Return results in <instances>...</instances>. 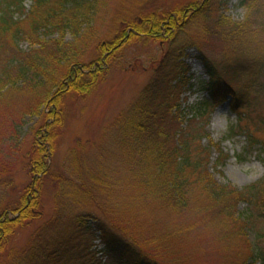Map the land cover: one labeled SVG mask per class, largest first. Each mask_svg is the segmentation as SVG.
<instances>
[{
    "label": "trees",
    "instance_id": "trees-1",
    "mask_svg": "<svg viewBox=\"0 0 264 264\" xmlns=\"http://www.w3.org/2000/svg\"><path fill=\"white\" fill-rule=\"evenodd\" d=\"M97 1L32 0L27 9L23 0H0V83L13 87L29 79L31 87H44L42 103L51 102L55 110L59 109L60 100L51 96L53 88L74 90L78 95L91 89L108 59V56L102 57L101 52L97 61L89 64L83 61L93 36L86 32L90 26L88 15ZM257 2L240 1L241 6L255 4L253 12L242 21H231L220 15L203 26L202 33L220 42L224 49L223 59L216 63L206 54L205 48L197 45L209 75L206 89L209 100L188 111L179 107L174 96L180 74L185 69L181 62H176L178 57H174L168 68L159 70L157 67L134 102L116 118L115 124L120 126L117 128L119 137L113 140L112 147L105 142L100 146L94 156L96 161L89 164L87 157L75 158L71 153L69 171L64 176L48 163L46 154L50 148L45 144L48 140H38L40 143H36L28 163L30 173L37 185L47 178L56 188V209L31 233L23 248L7 251L6 243L15 225L23 226L24 222L40 217L39 191L28 188L31 196L21 199L15 209L19 216L12 219L4 214V220H0V264H100L102 256L95 258L93 253L96 251L99 255H109L107 264H118L119 261L121 264H172L174 252L169 248L182 236L181 229L173 224L170 229L157 231L155 224L137 221L133 212L142 203L149 204L157 199L165 213L178 214L185 210L190 200V188L196 185L215 208L222 205L218 207L220 213L231 218L241 200L253 206L258 204L255 190L260 188V183L243 190L230 184H218L207 169L210 148L216 145L210 143L211 146L205 147L201 144L202 138L208 137L205 127L212 106H219L228 100V96L230 107L238 116L241 107L248 114L253 111L263 113L264 77L259 76L264 69L262 58L247 54L255 35L252 15L263 18ZM191 6L170 13L159 14L157 10L144 13L140 21L130 22L129 31L120 33L116 39L124 41L129 32L130 36L151 34L155 40L175 43L163 52L160 62L165 63L181 49L174 37L176 20L182 21L191 10H197ZM185 25H180L179 30ZM66 32L73 36L71 41H64ZM22 39H29L30 51L18 47ZM34 45L38 48L34 49ZM55 70L60 71V76ZM45 75H48L49 87ZM37 111L38 107L31 110L32 113ZM248 119L244 125L239 120V131L249 125L254 128L264 125L263 117ZM42 128L49 129L50 122L46 121ZM42 136L51 139L48 130ZM246 136L248 146L252 147L257 141L256 136L248 130ZM216 149L223 159L220 148ZM262 153L264 155V150ZM117 164L128 170L126 181L117 175ZM130 177L134 187L125 191ZM91 205L100 213L94 226L86 219L90 216L86 210ZM246 217L253 218L252 215ZM94 228L103 245L99 250L90 249ZM256 231V237L264 236L261 226ZM240 232H243L241 228ZM255 254L264 264L262 248Z\"/></svg>",
    "mask_w": 264,
    "mask_h": 264
},
{
    "label": "rangeland",
    "instance_id": "rangeland-1",
    "mask_svg": "<svg viewBox=\"0 0 264 264\" xmlns=\"http://www.w3.org/2000/svg\"><path fill=\"white\" fill-rule=\"evenodd\" d=\"M31 1L23 0L27 9ZM240 1L98 0L88 15L90 26L86 32L93 36L83 61L86 64L97 61L101 52L102 57L108 56V59L105 69L91 89L78 95L74 90H62L59 86L58 89L53 88L51 96L60 100L57 104L59 109L55 110L51 102L42 103L41 93L44 87H31L29 79L18 82L13 87L0 83V220H4L5 215L12 219L19 216L15 209L21 199L30 195L28 188L38 189L41 211L38 219L24 222L23 226L15 225L6 243L7 251L23 248L31 233L50 218L56 209V188L47 178L37 185L30 173V156L34 153L36 143H40L41 139L48 140V143L45 142L46 148H50L46 154L48 163L55 172L63 173L64 176L69 171L71 155H75V158L83 155L87 157L89 164L96 161L94 156L100 146L105 142L108 147H112L113 140L119 137L117 128L120 126L115 124L116 118L134 102L157 67L159 70L168 68L174 57H178L176 62H181L185 69L180 74L178 91L174 96L179 107L188 111L209 100L206 90L209 75L201 61L198 46L200 44L205 48L206 54L216 63L223 59L224 49L219 45L220 42L202 33L203 26L220 15L231 21L244 20L253 12L252 6L255 4L241 6ZM257 1L263 18L252 15L255 35L247 54H256L262 58L264 67V0ZM189 4L192 5L191 9L195 7L197 10H191L182 21L180 18L176 20L174 37L181 49L174 52L165 63L160 62L163 52L167 51L168 46L174 47L175 43L155 40L150 37L151 34L130 36L129 32L124 41L116 39L120 33L129 31L130 22L140 21L144 13L154 10L159 14L164 11L170 13L175 9L188 7ZM183 23L186 25L179 30ZM72 39L71 33L66 32L64 41ZM30 43L29 39H22L18 47L27 52L31 49ZM99 47H102L101 51L98 50ZM37 48L34 45V49ZM159 62L161 64L157 66ZM55 71L60 76V71ZM259 76L264 77V69H261ZM45 78L48 84V75ZM229 98L230 96L228 101L217 107L212 106L205 127L208 137L204 136L201 140L205 147L210 143L216 145H210L208 173L218 184H230L237 190L260 183V188L255 190L258 204L253 206L250 202L241 200L236 205L234 218H231L220 213L218 207L222 205L215 208L208 196L196 185L190 188L189 203L181 213L172 215L170 212L168 215L157 199L151 200L149 204L142 203L133 212L137 221L148 225L153 223L157 231L167 227L170 229L169 226L173 224L181 229L182 236L178 237L180 244L177 240L169 248L173 249L174 256L171 257L176 261L172 264H262L255 253L260 248L264 251V236L256 237L258 227L261 226L264 231V125L259 128L249 125L239 131L238 123L239 118H243L240 120L243 125L251 116L264 118V110L263 113L253 111L248 114L241 107L238 110L241 115L238 116L232 111ZM37 107L38 111L32 113L31 110ZM46 121L50 122L49 129L42 128ZM47 130L51 139L42 136ZM247 130L253 132L257 139L252 147L248 146ZM235 131H238L237 134ZM216 148L222 151L223 159H220L221 152ZM115 169L117 175L126 181L128 170L120 164ZM133 182L132 179L128 181L124 190L130 191L132 185L134 187ZM86 212L90 214L86 217L89 225L94 226L100 215L98 209L91 205ZM246 215H252L253 218L247 219ZM240 228L243 232H240ZM97 231L94 228L90 249L103 247ZM96 252L93 253L95 258L102 256L100 264L109 263V255H99L100 252ZM118 264H121L120 261Z\"/></svg>",
    "mask_w": 264,
    "mask_h": 264
}]
</instances>
